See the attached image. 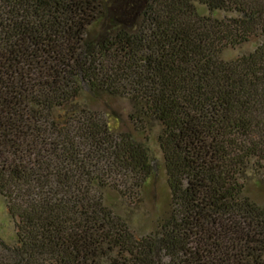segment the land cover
<instances>
[{
	"label": "trees",
	"instance_id": "16d2710c",
	"mask_svg": "<svg viewBox=\"0 0 264 264\" xmlns=\"http://www.w3.org/2000/svg\"><path fill=\"white\" fill-rule=\"evenodd\" d=\"M104 99L128 105L127 125ZM152 141L169 210L136 237L121 210L157 169ZM250 183L264 185V0H0L17 239L0 264H264Z\"/></svg>",
	"mask_w": 264,
	"mask_h": 264
},
{
	"label": "rangeland",
	"instance_id": "374dc122",
	"mask_svg": "<svg viewBox=\"0 0 264 264\" xmlns=\"http://www.w3.org/2000/svg\"><path fill=\"white\" fill-rule=\"evenodd\" d=\"M203 15H208L206 12H201ZM225 15L224 13L218 16ZM257 44V39H252L248 43H244L235 47L234 49L226 50L223 54L224 59L230 60L242 54H246L254 50ZM100 109L106 107L107 110L114 112L119 116L122 125H127V113L129 111L128 105L121 100L104 99L97 105ZM154 138V136H152ZM152 154L155 158V173L148 181L145 188L138 196V202L132 200L125 201L127 207L122 206L123 210L128 213L130 218V227L136 237H140L151 233L156 228V222L167 215L169 210V191L166 183V176L163 169L162 159L157 145L152 141ZM261 186V187H260ZM247 194L259 204L264 205V185H256L250 183L247 187ZM110 202L117 201V195L109 193ZM121 201H123L121 199ZM0 240L6 244H15L16 232L14 220L9 216L6 204L0 197Z\"/></svg>",
	"mask_w": 264,
	"mask_h": 264
}]
</instances>
